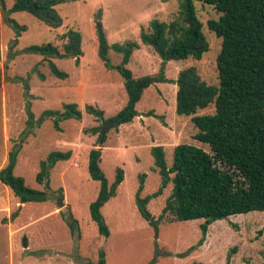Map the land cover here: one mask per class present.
Returning a JSON list of instances; mask_svg holds the SVG:
<instances>
[{
	"label": "rangeland",
	"instance_id": "374dc122",
	"mask_svg": "<svg viewBox=\"0 0 264 264\" xmlns=\"http://www.w3.org/2000/svg\"><path fill=\"white\" fill-rule=\"evenodd\" d=\"M12 4L13 0H0V169L7 164L13 145L28 132L31 133L23 142L15 172L29 186L45 189V184L37 180V173L41 160L51 151L72 150V155L68 160H59L51 170L50 196L45 201L21 205L13 190L0 180V264H82L79 259L95 262L101 247L106 250L107 264H264V211L216 220L200 243L203 218L161 219L172 193V182L147 204L155 223L139 210L137 195L141 175H145L143 197L155 193L162 183V176L155 169L153 145L165 146L169 165L174 159V147L179 143L195 144L210 151L209 144L194 138L198 128L192 116L177 113L176 83L160 82L147 88L137 103L141 115L133 122L116 123L107 131L103 143L99 141V133L92 131L93 127H102L105 121L113 120L128 100L123 75L116 68H108L98 54L95 29L98 10H102L111 43L140 42V48L127 63L139 77L157 73L162 65L155 49L142 43L141 30L153 18L175 17L179 0L69 1L58 5L64 18L58 28H50L29 12H14L10 17L26 29L13 45L17 33L5 20V11ZM193 4L203 22L202 31L210 48L199 60L167 61L166 75L176 79L182 68L195 66L203 79L218 85L217 56L222 39L209 29L208 21L220 14L203 0H193ZM72 26L79 28L82 35L84 53L80 63L74 58H52L69 73L68 77L54 75L49 58L24 51L26 46L47 41L61 44L58 34ZM109 58L117 65L122 54L111 50ZM26 83L31 97L26 95ZM29 98L35 118L46 109L62 110L64 103L73 101L78 102L83 116L60 120V129L52 117L41 125L32 120L27 129ZM87 104L103 109V117L86 111ZM214 111L212 104L198 113ZM94 147L102 148L101 164L110 183L115 180L118 167L124 170V180L116 195L102 207L110 229L107 238L100 234L90 212V203L100 190V181L93 179L88 170L89 152ZM60 205L63 209L69 207L78 219L80 238L73 237L60 214ZM24 236H27V247Z\"/></svg>",
	"mask_w": 264,
	"mask_h": 264
},
{
	"label": "trees",
	"instance_id": "16d2710c",
	"mask_svg": "<svg viewBox=\"0 0 264 264\" xmlns=\"http://www.w3.org/2000/svg\"><path fill=\"white\" fill-rule=\"evenodd\" d=\"M69 1L74 0H13L11 7L5 11L6 22L17 33L12 45L18 43V37L26 29L25 25L10 17L12 13L26 11L50 28H58L64 22L58 5ZM203 1L213 5L220 14L217 19L208 21L209 29L222 39L217 56L218 85L203 79L195 66L182 68L176 79L166 75L167 61L187 58L199 60L210 48L193 0H179V11L175 17L171 20L153 18L148 27L141 30L142 43L152 46L162 58L161 67L154 74L137 77L127 67L133 52L140 48L139 41L111 43L101 9L97 12L95 22L98 54L108 68L120 71L128 94L126 105L113 119L118 120V123L133 122L135 117L141 115L137 103L147 88L155 83L174 82L178 87L177 113L192 116L198 128L194 138L210 146V151H207L195 144L179 143L174 147V159L169 165L165 146L153 145L151 152L155 169L161 174L162 183L155 193L143 197L141 192L145 187V175L142 174L137 195L141 214L155 223L156 219L147 204L172 182V193L161 219L177 221L203 218L200 243H203L209 226L216 220L254 210L264 211V0ZM2 2L5 8V2ZM57 39L61 44L47 41L26 46L24 51L49 58L52 73L66 78L69 73L61 69L52 58H74L79 64L84 53L82 35L79 28L72 26L58 34ZM111 50L122 54V60L117 65L110 62ZM40 76L44 78L43 74ZM26 86V95L31 97L29 84L26 83ZM212 104L215 105L213 113H198ZM26 107L27 129L32 120L41 125L52 117L55 126L60 129V120L81 119L83 116L76 101L64 103L62 110L46 109L37 118L32 110L31 98L27 99ZM86 111L96 117L104 115L103 109L92 104L86 105ZM92 131L99 133L100 141L101 127L95 126ZM28 133L13 145L7 164L0 169V180L13 190L21 203L47 200L50 196L51 170L59 160H68L72 155V150L51 151L41 160L37 173V180L45 184V189L31 187L23 176L15 172L18 155ZM102 154L101 147H94L89 152V173L93 179L100 181V190L90 203V212L100 234L107 238L110 229L102 207L116 195L118 186L124 180V170L118 167L116 178L110 183L102 168ZM60 214L70 227L73 237L80 238L78 219L69 207L61 208ZM23 241L27 247V236H24ZM106 256L105 248L101 247L97 261H78L82 264H107Z\"/></svg>",
	"mask_w": 264,
	"mask_h": 264
},
{
	"label": "water",
	"instance_id": "95a60500",
	"mask_svg": "<svg viewBox=\"0 0 264 264\" xmlns=\"http://www.w3.org/2000/svg\"><path fill=\"white\" fill-rule=\"evenodd\" d=\"M116 123H118V120L113 119L109 121H105L104 124L101 127V138L100 142L103 143L107 134V131L112 128Z\"/></svg>",
	"mask_w": 264,
	"mask_h": 264
},
{
	"label": "crops",
	"instance_id": "0c3cea01",
	"mask_svg": "<svg viewBox=\"0 0 264 264\" xmlns=\"http://www.w3.org/2000/svg\"><path fill=\"white\" fill-rule=\"evenodd\" d=\"M6 185V184H5ZM7 186V185H6ZM9 187V186H8ZM24 203H21V205H23ZM59 208L61 209L62 208V205L59 206Z\"/></svg>",
	"mask_w": 264,
	"mask_h": 264
}]
</instances>
